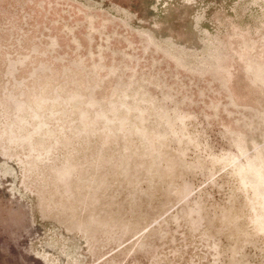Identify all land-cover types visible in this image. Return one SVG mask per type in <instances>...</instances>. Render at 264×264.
I'll use <instances>...</instances> for the list:
<instances>
[{
	"label": "rangeland",
	"instance_id": "rangeland-1",
	"mask_svg": "<svg viewBox=\"0 0 264 264\" xmlns=\"http://www.w3.org/2000/svg\"><path fill=\"white\" fill-rule=\"evenodd\" d=\"M0 264H264V0H0Z\"/></svg>",
	"mask_w": 264,
	"mask_h": 264
}]
</instances>
